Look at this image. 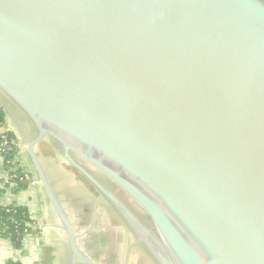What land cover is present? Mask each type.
I'll list each match as a JSON object with an SVG mask.
<instances>
[{"label": "water", "instance_id": "1", "mask_svg": "<svg viewBox=\"0 0 264 264\" xmlns=\"http://www.w3.org/2000/svg\"><path fill=\"white\" fill-rule=\"evenodd\" d=\"M0 93L34 129L70 264L97 263L45 139L155 264H264L263 0H0Z\"/></svg>", "mask_w": 264, "mask_h": 264}, {"label": "crops", "instance_id": "2", "mask_svg": "<svg viewBox=\"0 0 264 264\" xmlns=\"http://www.w3.org/2000/svg\"><path fill=\"white\" fill-rule=\"evenodd\" d=\"M0 107L5 114L2 129L11 133L18 144V152L11 165L6 167L0 160V204L27 208L36 230L34 234L24 236L20 249L8 239L0 238V264L9 261L18 264H70V250L61 222L27 154V144L35 136L34 129L11 102L0 98ZM35 153L84 254L97 264H155L141 246L137 245L136 252L132 251L137 247L131 231L103 196L66 161L52 140L45 139L37 145ZM18 168L27 176L28 184L15 191L7 178L12 169ZM131 243L134 248H130ZM127 245H130L131 254L127 253Z\"/></svg>", "mask_w": 264, "mask_h": 264}, {"label": "trees", "instance_id": "3", "mask_svg": "<svg viewBox=\"0 0 264 264\" xmlns=\"http://www.w3.org/2000/svg\"><path fill=\"white\" fill-rule=\"evenodd\" d=\"M4 124L5 114L0 107V130L4 127ZM5 135L8 143L3 145L4 142L0 139V155L3 159V165L7 167L11 165L15 154L18 152V147L10 144V140H15L11 133L6 132ZM9 174L10 176L15 175V178L10 177L8 179V183H13L15 191L27 187L26 178L22 177L24 174L20 170L9 172ZM34 223L27 208L15 205L2 206L0 204V238L8 239L15 248H22V241L25 235L36 232L33 229ZM7 264L18 263L9 261Z\"/></svg>", "mask_w": 264, "mask_h": 264}, {"label": "built area", "instance_id": "4", "mask_svg": "<svg viewBox=\"0 0 264 264\" xmlns=\"http://www.w3.org/2000/svg\"><path fill=\"white\" fill-rule=\"evenodd\" d=\"M6 132H7V131H5L4 129H1V130H0V139L4 142L3 145H4V144L7 145V143H8V142L6 141V135H5ZM10 144H11V145H15L16 147H18V144H17V142H16L14 139L10 140ZM0 160L3 161L1 155H0ZM17 170H19V168H18ZM15 171H16V169H12V170H11V172H15ZM22 173H23V172H22ZM23 174H24V173H23ZM10 177L15 178V175H11V176H10V174H9L7 180H8ZM22 177H23L24 179H25V178L27 179V176H26L25 174H24ZM23 178H22V179H23Z\"/></svg>", "mask_w": 264, "mask_h": 264}, {"label": "flooded vegetation", "instance_id": "5", "mask_svg": "<svg viewBox=\"0 0 264 264\" xmlns=\"http://www.w3.org/2000/svg\"><path fill=\"white\" fill-rule=\"evenodd\" d=\"M264 1V0H263ZM109 186L114 190V192L117 194V195H120L121 196V198L134 210V211H136L137 213H139V214H142L141 212H140V210L137 208V206L134 204V203H132L125 195H122V193L118 190V189H116L113 185H111V184H109ZM143 215V214H142Z\"/></svg>", "mask_w": 264, "mask_h": 264}, {"label": "rangeland", "instance_id": "6", "mask_svg": "<svg viewBox=\"0 0 264 264\" xmlns=\"http://www.w3.org/2000/svg\"><path fill=\"white\" fill-rule=\"evenodd\" d=\"M0 98H3L6 102H10L9 100H7V98L6 97H4L1 93H0ZM79 174V173H78ZM80 175V174H79ZM104 181V180H103ZM131 245V246H130ZM129 246H130V248H134V246H133V244L131 243ZM128 246V245H127ZM129 246H128V248H129ZM136 247H137V245H136ZM130 248H129V250H127V253H129V254H131V251H130ZM138 249V247L137 248H134V249H132V251L134 250V252H136V250ZM140 251V250H139ZM142 256V255H141ZM128 259H129V256H128ZM141 261L143 262V259H141ZM129 263H131L130 261H129Z\"/></svg>", "mask_w": 264, "mask_h": 264}]
</instances>
